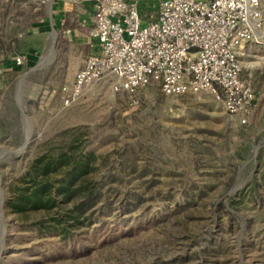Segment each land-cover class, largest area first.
Returning a JSON list of instances; mask_svg holds the SVG:
<instances>
[{"label": "rangeland", "instance_id": "374dc122", "mask_svg": "<svg viewBox=\"0 0 264 264\" xmlns=\"http://www.w3.org/2000/svg\"><path fill=\"white\" fill-rule=\"evenodd\" d=\"M49 1L17 38L0 33L11 47L0 62L9 67L18 47L25 59L14 71L0 63V264H264V26L241 59L255 95L246 123L209 93L165 96L150 85L132 96L107 80L63 107L61 89L90 54L65 34L57 41ZM134 1L150 15L159 0ZM69 151L94 154L97 203L75 222L69 202L12 212L35 161ZM66 169L47 177L56 184Z\"/></svg>", "mask_w": 264, "mask_h": 264}, {"label": "built area", "instance_id": "2783aa9c", "mask_svg": "<svg viewBox=\"0 0 264 264\" xmlns=\"http://www.w3.org/2000/svg\"><path fill=\"white\" fill-rule=\"evenodd\" d=\"M88 35L96 52L87 56L61 104L68 107L89 84L110 81L117 94L136 96L150 85L165 96L209 93L240 124L255 95L241 78L238 48L257 42L264 0H159L150 15L134 0H92ZM20 66L22 55L13 58Z\"/></svg>", "mask_w": 264, "mask_h": 264}, {"label": "trees", "instance_id": "16d2710c", "mask_svg": "<svg viewBox=\"0 0 264 264\" xmlns=\"http://www.w3.org/2000/svg\"><path fill=\"white\" fill-rule=\"evenodd\" d=\"M46 0H0V33L3 35L18 37L32 27L33 19L37 16H44L46 13ZM55 29L58 32L57 41L60 42L61 34L65 30L74 27L75 24H68L64 20L58 26L55 23L56 16H52ZM6 47L0 44V49ZM6 48H11L9 45ZM18 53L12 55V59L19 55L24 56L16 48ZM6 57L0 63L11 71L18 66L14 60L9 67H6ZM24 64V63H23ZM22 64V65H23ZM6 65V66H5ZM95 160L94 154L82 156L77 151L59 153L55 157H39L35 165L27 173V183L31 186L17 187L8 202L12 212L23 214L25 211L60 208V202H69L72 207L67 209V215L74 222L84 216L101 197L100 188L94 184L90 173L95 167L91 166ZM67 167L65 175L56 184L51 182L48 174L56 172L57 169ZM36 178H39L37 181ZM63 232H67L66 229Z\"/></svg>", "mask_w": 264, "mask_h": 264}, {"label": "crops", "instance_id": "0c3cea01", "mask_svg": "<svg viewBox=\"0 0 264 264\" xmlns=\"http://www.w3.org/2000/svg\"><path fill=\"white\" fill-rule=\"evenodd\" d=\"M52 6L54 7V11L52 10L51 15L49 16L48 19L49 23L51 22L53 16L52 14H54V16L57 17V19L55 20L57 26L59 24L62 25L61 23L64 20H66L68 24H72V23L75 24L74 27L69 28V30H65L63 32V34H65L64 37L66 38V41H68V43H70L72 47L75 46L88 47V54H92L93 52H96L97 42L96 40L91 39L88 35L89 29L93 26L91 3L86 5L85 7L71 6L72 7L71 9H67L64 6L62 8H55L56 4L54 3L53 5H51V7ZM255 48H257L255 42H247L242 44L237 50V52L239 53V61L242 70L241 78L244 79L249 84H250V79L252 77V72L245 74L243 61L241 59L247 58L248 52L251 53V51H254Z\"/></svg>", "mask_w": 264, "mask_h": 264}, {"label": "water", "instance_id": "95a60500", "mask_svg": "<svg viewBox=\"0 0 264 264\" xmlns=\"http://www.w3.org/2000/svg\"><path fill=\"white\" fill-rule=\"evenodd\" d=\"M51 4H52V0L49 1V7L51 9ZM53 32H54V36H53V48L55 47V43H56V31L53 29ZM53 50V49H52ZM18 108H19V111H21L22 113V116L24 118H26L25 114H24V111H22L21 109V104H20V99L18 98ZM30 138V130L28 129L27 132H26V140H25V143L23 144V149H25L27 147V142H28V139ZM0 195H1V191H0Z\"/></svg>", "mask_w": 264, "mask_h": 264}]
</instances>
